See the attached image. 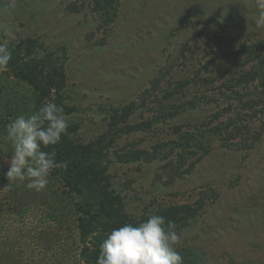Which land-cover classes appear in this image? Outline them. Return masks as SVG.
<instances>
[{
  "label": "rangeland",
  "instance_id": "1",
  "mask_svg": "<svg viewBox=\"0 0 264 264\" xmlns=\"http://www.w3.org/2000/svg\"><path fill=\"white\" fill-rule=\"evenodd\" d=\"M69 1L0 0V39L10 42L37 36L66 57L67 102L78 108L68 119L81 124L76 139L82 142L105 130L104 109L138 97L151 86L152 79L163 76L166 86L192 81L195 71L216 49L211 47L212 41L205 40L207 34H217V41L231 51L241 44L230 43L228 37L264 36V29L254 24L255 0H122L116 24L106 45L101 46L87 38L97 29L94 15L89 11L68 13ZM104 35L103 30L97 31L94 40ZM229 64L228 59L217 61L204 74L218 75ZM0 81L11 89L9 81L14 80ZM192 87L189 95H176L174 102L181 104L194 95L204 98V88ZM156 93L162 96L160 89ZM212 109L203 104L187 109L170 123L157 125L146 142L167 138L175 122L196 124ZM255 125L264 131V121ZM2 154L0 171L7 172L11 154ZM158 167L159 163H135L113 169L115 186L131 212L141 214L153 200L169 205L192 202L204 189H210V195L216 193L179 235L177 250L185 264H264V136L252 151L227 149L215 142L214 150L194 172L172 185L155 182ZM50 177L42 190L49 195L46 203L43 199L36 202L35 190H29L26 182H19V190L9 182L0 185V256L5 251L10 264H47L49 255L65 248L56 236L50 213L63 217L74 205V198L64 194L62 183ZM19 207L31 209L22 215Z\"/></svg>",
  "mask_w": 264,
  "mask_h": 264
},
{
  "label": "trees",
  "instance_id": "2",
  "mask_svg": "<svg viewBox=\"0 0 264 264\" xmlns=\"http://www.w3.org/2000/svg\"><path fill=\"white\" fill-rule=\"evenodd\" d=\"M121 5L122 0H71L65 10L77 14L91 12L98 24L95 31L88 33V41L103 46L116 24ZM100 30L104 31V37L94 40ZM256 38L250 34L228 37L230 43L241 44L239 49L231 51L224 49L225 43L217 41V34H207L205 40L212 41L211 47L216 49L203 67L195 71L192 81H175L166 86L163 76L152 79L151 86L138 97L104 109L105 130L87 142L76 139L81 124L68 119L78 108L67 102L66 57L37 36L8 42L12 59L7 69L0 72V80L11 77L14 81H9L11 89L4 85L5 81H0V154L12 153L11 145L3 139L6 125L19 115H30L46 102L63 107L69 124L61 141L44 149L54 148L56 161L68 162L66 170L54 169L50 178L62 183L63 193L74 198V205L63 217L57 212L50 213L56 236L65 248L61 253L49 255L47 264H96L100 245L114 228L159 215L166 222H175L174 230L179 236L203 213L205 202L214 200L216 194L210 195V189L201 190L192 202L162 205L153 200L143 207L141 214L131 212L124 195L115 186L113 169L135 163H159L155 182L172 185L191 175L214 150L215 142L227 149L254 150L264 136L263 129L255 125L258 120L264 121V36ZM224 59L230 60V64L222 73L204 74ZM192 86L204 88V98L194 95L181 104L174 102L176 95H189ZM158 89L162 96L156 93ZM202 104L213 107L204 120L196 124L175 122L167 138L146 142L157 125L170 123L185 110ZM0 174V185L7 184L6 171ZM8 184L14 185L15 190L21 187L19 182ZM35 193L36 202L38 199L48 202V193ZM29 208L19 207L20 213L25 215ZM10 263L9 255L1 252L0 264ZM182 264H185L183 257ZM232 264L238 263L232 261Z\"/></svg>",
  "mask_w": 264,
  "mask_h": 264
},
{
  "label": "clouds",
  "instance_id": "3",
  "mask_svg": "<svg viewBox=\"0 0 264 264\" xmlns=\"http://www.w3.org/2000/svg\"><path fill=\"white\" fill-rule=\"evenodd\" d=\"M255 6V27L264 29V0H255ZM11 59L7 40L0 39V72L7 69ZM68 127L63 107L52 101L30 115L11 120L3 137L12 148L6 172L9 183L26 182L29 190L39 192L48 185L54 169L66 170L68 162H57L54 148L44 149L57 145ZM175 227L174 221L166 222L164 217L152 215L138 223L114 228L100 245L96 264H182Z\"/></svg>",
  "mask_w": 264,
  "mask_h": 264
}]
</instances>
